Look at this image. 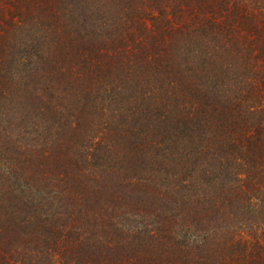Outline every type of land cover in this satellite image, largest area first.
<instances>
[{
  "label": "trees",
  "instance_id": "1",
  "mask_svg": "<svg viewBox=\"0 0 264 264\" xmlns=\"http://www.w3.org/2000/svg\"><path fill=\"white\" fill-rule=\"evenodd\" d=\"M0 264H264V0H0Z\"/></svg>",
  "mask_w": 264,
  "mask_h": 264
}]
</instances>
